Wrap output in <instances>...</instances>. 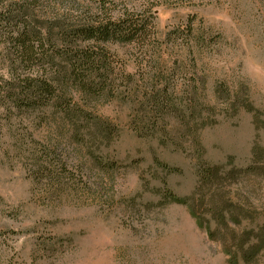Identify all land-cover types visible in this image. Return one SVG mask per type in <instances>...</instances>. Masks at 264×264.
Returning a JSON list of instances; mask_svg holds the SVG:
<instances>
[{
  "label": "rangeland",
  "instance_id": "1",
  "mask_svg": "<svg viewBox=\"0 0 264 264\" xmlns=\"http://www.w3.org/2000/svg\"><path fill=\"white\" fill-rule=\"evenodd\" d=\"M76 2L92 10L105 2L115 15L125 9L150 14L151 44L158 42L161 57L174 68L188 59L179 36L190 28L195 38L190 50L198 54L195 71L205 80L204 100L216 115L195 146L177 134L182 125L173 116L166 125L176 143L159 133H136L129 123L133 108L119 97L91 100L86 107L110 125L108 139L77 129L55 108L0 111V264H229L221 244L187 208L168 203L162 194L168 189L187 197L202 162L245 167L253 146L264 148V0ZM104 46L116 74L124 68L135 79L142 58L152 59L157 51L135 44ZM6 52L0 43L4 77ZM216 83L231 92L243 86L258 122L242 106L231 114L227 102L214 97ZM258 182L251 195L260 208L264 180Z\"/></svg>",
  "mask_w": 264,
  "mask_h": 264
},
{
  "label": "trees",
  "instance_id": "2",
  "mask_svg": "<svg viewBox=\"0 0 264 264\" xmlns=\"http://www.w3.org/2000/svg\"><path fill=\"white\" fill-rule=\"evenodd\" d=\"M98 3L92 10L80 8L76 0H0V43L7 51V75H0V111L55 108L77 129L108 139L113 133L110 125L86 107L91 100L119 97L133 108L129 123L136 133L152 137L159 133L161 139L176 143L166 125L167 117L173 116L182 125L177 134L198 146L200 131L216 113L205 102V80L195 71L198 54L190 50L195 41L192 30L179 36L188 46V59L170 67L158 42L151 44L150 14L125 9L115 15L105 2ZM107 43L157 51L149 61L142 58L135 79L124 68L116 74ZM244 90L240 86L231 92L221 83L213 86L214 97L223 98L233 109L231 114L242 106L257 123L258 111ZM197 177L189 196L166 189L163 198L184 205L208 237L221 244L229 264H259L264 256V207H255L251 194L264 180V148L255 144L245 167L202 162ZM242 183L252 186L241 192L237 186Z\"/></svg>",
  "mask_w": 264,
  "mask_h": 264
}]
</instances>
